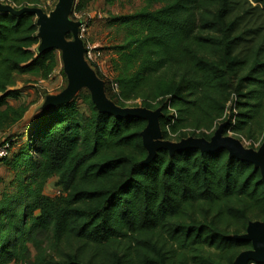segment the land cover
<instances>
[{"label": "trees", "instance_id": "16d2710c", "mask_svg": "<svg viewBox=\"0 0 264 264\" xmlns=\"http://www.w3.org/2000/svg\"><path fill=\"white\" fill-rule=\"evenodd\" d=\"M0 1L45 10L42 0ZM145 2L114 19L126 36L115 47L111 84L96 69L107 96L123 107L137 99L160 107L163 138L173 141L210 139L231 104L224 134L258 148L264 0ZM38 31L35 14L0 11V133L29 110L30 104L10 103L21 94L15 75L45 80L57 66L56 50L38 51ZM146 125L140 117L99 111L84 89L68 104L40 109L21 147L14 149L16 135L6 137L12 147L1 164L18 187L0 197V264H234L252 248L236 236L250 221L264 220L261 170L223 148L172 155L160 149L145 163ZM52 176L60 187L54 197L44 192Z\"/></svg>", "mask_w": 264, "mask_h": 264}, {"label": "water", "instance_id": "95a60500", "mask_svg": "<svg viewBox=\"0 0 264 264\" xmlns=\"http://www.w3.org/2000/svg\"><path fill=\"white\" fill-rule=\"evenodd\" d=\"M75 1L57 0L50 12H46L40 6H25L17 9L11 4L0 1V11L10 12L13 15L24 13L36 15L40 38L38 51L59 50L61 52L68 84L61 92L47 95L42 105L43 109L68 104L86 89L90 92L99 111L117 117H140L147 121V125L141 132L143 144L148 151L145 163L150 162L160 149H167L172 155L189 147L198 148L203 152H215L223 148L229 151L231 157L253 163L261 170L264 178V142L259 148L247 147L241 139L233 135H225L224 129L228 121L219 124L210 139L188 136L179 141L167 140L162 134L160 118L163 112L160 107L156 109L144 106L123 107L110 99L106 94L104 80L98 76L85 57L87 47L80 36V26L83 22L72 18ZM236 237L250 241L252 248L240 252L234 264L264 263V220L250 221L246 232Z\"/></svg>", "mask_w": 264, "mask_h": 264}, {"label": "rangeland", "instance_id": "374dc122", "mask_svg": "<svg viewBox=\"0 0 264 264\" xmlns=\"http://www.w3.org/2000/svg\"><path fill=\"white\" fill-rule=\"evenodd\" d=\"M84 3L85 6L81 10L72 12V18L75 20H81L85 24L84 40L87 44L93 47L96 52L101 54L93 61L94 69L98 70L103 78L110 82L115 77L113 61L117 59L118 54L116 46L124 42L126 36V29L121 28L119 24L115 22V18L120 15L131 14L146 6L145 0H115L113 3H109L107 0H76L75 6ZM57 0H42V5L46 12H50L56 5ZM160 4H156L154 7H158ZM74 6V8H75ZM57 66L48 79H40L38 76L31 74H16L14 77V84L17 88H20L21 94L18 100H11V104L18 105L22 102L30 104L29 110L22 122L14 132L8 131L4 138L10 135H16L18 140L15 144L17 149L25 142V128L28 127L31 119L37 116V113L42 108L43 102L47 95L56 94L61 92L68 84L67 76L63 68V62L61 52L56 50ZM111 86V85H109ZM114 90L117 87L114 84ZM111 88V87H110ZM141 100L137 99L131 101L129 106H140ZM80 108L83 111H88L86 106L79 101ZM231 116V104L227 111V120ZM222 121L221 123H223ZM220 123V124H221ZM15 127V126H14ZM231 133H229L230 135ZM232 135V134H231ZM261 140V139H260ZM258 140L255 142L256 147H260L263 143ZM244 142V141H243ZM249 147L248 144H245ZM14 173L6 166L0 165V197L4 192L12 193L16 191V182L14 181ZM57 176H52L45 185L44 192L48 196H57L60 193V187L57 185ZM33 256L36 253L35 248L32 247ZM32 260V259H31ZM11 264H31L30 262H13Z\"/></svg>", "mask_w": 264, "mask_h": 264}, {"label": "built area", "instance_id": "2783aa9c", "mask_svg": "<svg viewBox=\"0 0 264 264\" xmlns=\"http://www.w3.org/2000/svg\"><path fill=\"white\" fill-rule=\"evenodd\" d=\"M84 32H85V24L82 23V25L80 26V36L84 39ZM85 41V40H84ZM86 43V42H85ZM87 47V52L85 54L86 59L89 62H92L96 60V58L101 54V52H96L95 50H93V47L90 46L89 44H86ZM232 134V132H229ZM230 134V135H231ZM244 140V144H248L250 145V141H247L245 139ZM11 140L6 139V138H2L0 139V164L2 162V160L7 157L8 155H10V150H11ZM251 264H255V263H251Z\"/></svg>", "mask_w": 264, "mask_h": 264}, {"label": "crops", "instance_id": "0c3cea01", "mask_svg": "<svg viewBox=\"0 0 264 264\" xmlns=\"http://www.w3.org/2000/svg\"><path fill=\"white\" fill-rule=\"evenodd\" d=\"M10 101H11V100H10ZM10 103H11V102H10ZM13 105H15V104H13ZM17 127H18V125H16L15 127H12V128H10V129H8L7 131L1 132V133H0V139L4 138V135H6V133H10V132H8V131L14 132L15 129H16Z\"/></svg>", "mask_w": 264, "mask_h": 264}, {"label": "bare ground", "instance_id": "6f19581e", "mask_svg": "<svg viewBox=\"0 0 264 264\" xmlns=\"http://www.w3.org/2000/svg\"><path fill=\"white\" fill-rule=\"evenodd\" d=\"M88 61V60H87ZM89 62V61H88ZM90 63V62H89ZM244 140H242V142H243ZM243 144H244V142H243Z\"/></svg>", "mask_w": 264, "mask_h": 264}]
</instances>
